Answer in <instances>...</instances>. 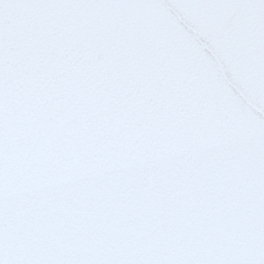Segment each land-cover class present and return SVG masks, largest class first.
Masks as SVG:
<instances>
[{"label":"snow or ice","instance_id":"obj_1","mask_svg":"<svg viewBox=\"0 0 264 264\" xmlns=\"http://www.w3.org/2000/svg\"><path fill=\"white\" fill-rule=\"evenodd\" d=\"M0 264H264V0H0Z\"/></svg>","mask_w":264,"mask_h":264},{"label":"water","instance_id":"obj_2","mask_svg":"<svg viewBox=\"0 0 264 264\" xmlns=\"http://www.w3.org/2000/svg\"><path fill=\"white\" fill-rule=\"evenodd\" d=\"M170 11H172L173 13H175V9H170ZM193 31L195 32L196 30L193 29ZM196 34L200 37L201 41L205 43V47H207V41H206V38L202 35H200L198 32H196ZM209 51H211V49H209ZM229 77L231 76V73L228 72L226 73ZM238 91V90H237ZM241 96H243V93H239ZM249 107L253 110V111H256V112H259L260 109H259V106L258 104L256 103H252V102H249Z\"/></svg>","mask_w":264,"mask_h":264}]
</instances>
